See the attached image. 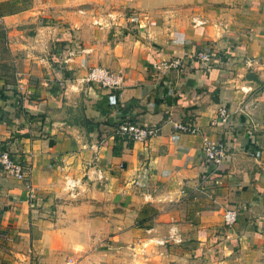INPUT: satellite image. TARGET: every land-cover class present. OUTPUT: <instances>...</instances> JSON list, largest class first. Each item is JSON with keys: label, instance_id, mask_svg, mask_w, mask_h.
<instances>
[{"label": "crops", "instance_id": "0c3cea01", "mask_svg": "<svg viewBox=\"0 0 264 264\" xmlns=\"http://www.w3.org/2000/svg\"><path fill=\"white\" fill-rule=\"evenodd\" d=\"M92 67L121 86L86 82ZM121 122L159 133L130 142ZM0 151L35 198L0 173V264H264V0H0Z\"/></svg>", "mask_w": 264, "mask_h": 264}, {"label": "built area", "instance_id": "2783aa9c", "mask_svg": "<svg viewBox=\"0 0 264 264\" xmlns=\"http://www.w3.org/2000/svg\"><path fill=\"white\" fill-rule=\"evenodd\" d=\"M200 22H194V25H198ZM96 24V22H93ZM190 60L194 63L201 64L205 67H210L212 64H217V57L209 51H198L190 56ZM183 68L182 59L174 58L165 60L159 63L150 65V69L153 70L159 78H164L169 72H181ZM85 81L97 86L100 89L107 91L117 90L121 86V77L109 72L106 69L100 67H92L87 71ZM28 94V92H26ZM228 115L224 108H220L215 118L210 122V125H225L228 120ZM173 130L177 134L185 135H197L198 130L191 124H175L172 126ZM117 133L120 136L126 137L130 142L145 143L149 139L158 135L159 130L153 126L142 127L130 122H121L117 127ZM201 154L206 163L211 166H219L224 157L225 151L219 144L208 140L206 136H201ZM0 173L12 179L15 182L21 183L25 193L26 201L31 206L34 203V193L28 183V167L24 164L16 161L11 157L8 152L0 151ZM77 182L67 180L65 185L68 188H72ZM236 212L234 210H225L222 213V224L226 227L231 226L236 221ZM169 239L175 241L173 234L169 235ZM0 241L9 243L11 241L10 236L7 233L0 232ZM156 244L163 245L162 241H157Z\"/></svg>", "mask_w": 264, "mask_h": 264}]
</instances>
